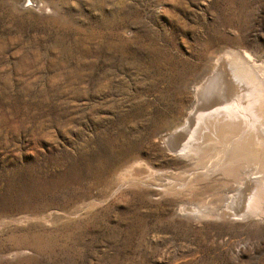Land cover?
Here are the masks:
<instances>
[{
  "label": "rangeland",
  "instance_id": "rangeland-1",
  "mask_svg": "<svg viewBox=\"0 0 264 264\" xmlns=\"http://www.w3.org/2000/svg\"><path fill=\"white\" fill-rule=\"evenodd\" d=\"M230 53L264 80V0H0V264H264L167 139Z\"/></svg>",
  "mask_w": 264,
  "mask_h": 264
},
{
  "label": "bare ground",
  "instance_id": "bare-ground-1",
  "mask_svg": "<svg viewBox=\"0 0 264 264\" xmlns=\"http://www.w3.org/2000/svg\"><path fill=\"white\" fill-rule=\"evenodd\" d=\"M218 62L215 65L219 70L214 72L216 66L212 64L204 72L199 85L194 87L196 100L189 110L195 103L198 106L190 115H187L189 111L186 112L169 127L167 139L174 142L181 136L177 146L182 147L176 154H188L190 159H200L208 148L220 152L216 161L206 163L204 168L196 171L197 178L223 172L232 177L230 182L224 179L222 192L227 203L217 208L219 215L231 214L234 210L235 218H240L243 213L263 216L264 174H259L263 170L258 165L264 163V80L252 72L255 61L251 56L228 55ZM202 96L204 98L199 103ZM250 154L255 156L256 164L252 165L253 170L248 168L251 171L246 174V167L240 169L239 163L242 156ZM241 209L243 213L238 212Z\"/></svg>",
  "mask_w": 264,
  "mask_h": 264
}]
</instances>
